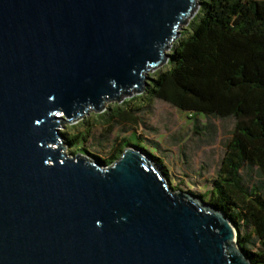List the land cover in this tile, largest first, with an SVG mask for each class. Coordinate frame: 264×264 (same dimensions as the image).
Segmentation results:
<instances>
[{"label": "water", "instance_id": "1", "mask_svg": "<svg viewBox=\"0 0 264 264\" xmlns=\"http://www.w3.org/2000/svg\"><path fill=\"white\" fill-rule=\"evenodd\" d=\"M201 0H0V264H254L228 214L137 145L62 129L144 93Z\"/></svg>", "mask_w": 264, "mask_h": 264}, {"label": "trees", "instance_id": "2", "mask_svg": "<svg viewBox=\"0 0 264 264\" xmlns=\"http://www.w3.org/2000/svg\"><path fill=\"white\" fill-rule=\"evenodd\" d=\"M202 7L191 34L177 41L172 67L159 72L146 92L193 117L236 120L213 188L199 196L228 214L252 262L264 264V0H203ZM135 110L114 108L108 120L138 126ZM68 140L81 143L79 135ZM130 145V138L117 137L112 150L94 156L108 166ZM246 168L256 169L263 182L248 184Z\"/></svg>", "mask_w": 264, "mask_h": 264}, {"label": "rangeland", "instance_id": "3", "mask_svg": "<svg viewBox=\"0 0 264 264\" xmlns=\"http://www.w3.org/2000/svg\"><path fill=\"white\" fill-rule=\"evenodd\" d=\"M202 1L197 13L188 20V24L183 25L180 38L193 31V26L202 15ZM174 47L170 52L173 53ZM171 67L172 64L169 63L151 73V76L155 77ZM128 106L136 109L138 126L121 125L108 120L114 108ZM235 124L236 120L232 117L220 118L205 114L193 117L192 113L181 111L164 100H150L145 91L127 97L122 102L108 103L102 113L93 111L79 122L67 124L62 133L68 156L84 154L92 159L96 158L94 155L103 157L112 150L117 137L130 138L133 145L142 146L158 158L155 160L163 170H167L174 190L203 195L213 188V181L220 169ZM76 135L80 136L81 143L71 145L68 139ZM83 137H86V141ZM244 176L250 185L263 182L256 169L246 168ZM248 230L250 229L244 226L242 233Z\"/></svg>", "mask_w": 264, "mask_h": 264}]
</instances>
